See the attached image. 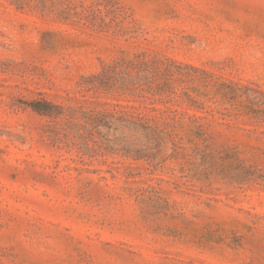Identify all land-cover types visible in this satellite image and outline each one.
Segmentation results:
<instances>
[{"label": "rangeland", "instance_id": "rangeland-1", "mask_svg": "<svg viewBox=\"0 0 264 264\" xmlns=\"http://www.w3.org/2000/svg\"><path fill=\"white\" fill-rule=\"evenodd\" d=\"M0 264H264V0H0Z\"/></svg>", "mask_w": 264, "mask_h": 264}, {"label": "trees", "instance_id": "trees-1", "mask_svg": "<svg viewBox=\"0 0 264 264\" xmlns=\"http://www.w3.org/2000/svg\"><path fill=\"white\" fill-rule=\"evenodd\" d=\"M36 110H38V108L35 107ZM191 133L195 136V135H198L199 132L198 131H195V130H192Z\"/></svg>", "mask_w": 264, "mask_h": 264}]
</instances>
